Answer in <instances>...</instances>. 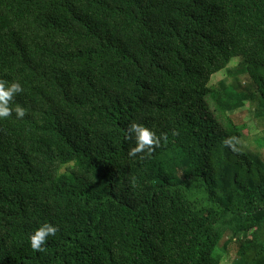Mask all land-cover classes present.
Masks as SVG:
<instances>
[{
	"label": "trees",
	"instance_id": "trees-1",
	"mask_svg": "<svg viewBox=\"0 0 264 264\" xmlns=\"http://www.w3.org/2000/svg\"><path fill=\"white\" fill-rule=\"evenodd\" d=\"M0 79V264H264V161L209 102L264 125V0H0Z\"/></svg>",
	"mask_w": 264,
	"mask_h": 264
},
{
	"label": "clouds",
	"instance_id": "clouds-1",
	"mask_svg": "<svg viewBox=\"0 0 264 264\" xmlns=\"http://www.w3.org/2000/svg\"><path fill=\"white\" fill-rule=\"evenodd\" d=\"M23 91V86L18 80L8 81L0 79V118L9 117L14 111L18 117H24L27 109L19 104L12 105L16 94ZM130 138H134L135 145L129 150L130 156L138 153H153L161 144V135L143 123L133 122L130 125ZM167 138L166 136L164 137ZM231 143V141H225ZM59 231V226L51 222H45L30 235L31 247L34 250L43 251L47 238L55 236Z\"/></svg>",
	"mask_w": 264,
	"mask_h": 264
},
{
	"label": "rangeland",
	"instance_id": "rangeland-1",
	"mask_svg": "<svg viewBox=\"0 0 264 264\" xmlns=\"http://www.w3.org/2000/svg\"><path fill=\"white\" fill-rule=\"evenodd\" d=\"M240 67L238 59H234L227 69L222 70L216 76L213 77L212 82L216 83L218 79H224L226 81H232L235 77L243 83H249L251 78L246 73L238 74L236 69ZM209 102L214 109L216 116L222 122V124L228 129L240 130L239 142L244 149L249 151L253 157L264 161V125L258 118H251V108L248 103L245 107L237 109L231 112L221 111L210 98ZM235 258V250L229 249L224 254V258L221 264H231Z\"/></svg>",
	"mask_w": 264,
	"mask_h": 264
}]
</instances>
